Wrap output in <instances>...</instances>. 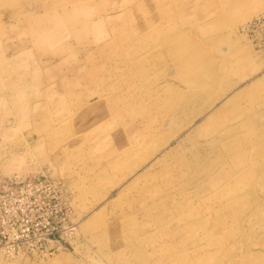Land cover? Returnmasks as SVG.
Instances as JSON below:
<instances>
[{
    "label": "rangeland",
    "instance_id": "374dc122",
    "mask_svg": "<svg viewBox=\"0 0 264 264\" xmlns=\"http://www.w3.org/2000/svg\"><path fill=\"white\" fill-rule=\"evenodd\" d=\"M30 178L0 264H264V0H0Z\"/></svg>",
    "mask_w": 264,
    "mask_h": 264
},
{
    "label": "built area",
    "instance_id": "2783aa9c",
    "mask_svg": "<svg viewBox=\"0 0 264 264\" xmlns=\"http://www.w3.org/2000/svg\"><path fill=\"white\" fill-rule=\"evenodd\" d=\"M43 181L28 179L23 181H12L0 188V224L1 233L5 227L14 221H18L23 214H28V202H34L29 193L32 189L40 187Z\"/></svg>",
    "mask_w": 264,
    "mask_h": 264
}]
</instances>
